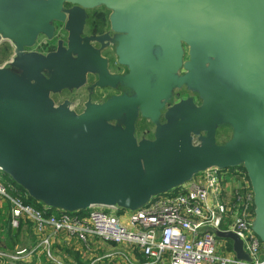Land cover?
I'll list each match as a JSON object with an SVG mask.
<instances>
[{
	"label": "water",
	"instance_id": "water-1",
	"mask_svg": "<svg viewBox=\"0 0 264 264\" xmlns=\"http://www.w3.org/2000/svg\"><path fill=\"white\" fill-rule=\"evenodd\" d=\"M104 8L108 33L92 37L88 14ZM5 42L0 172L28 198L134 212L209 170L242 169L264 250V0H0ZM110 46L122 74L100 56ZM89 77L110 94L55 102L85 94ZM212 232L249 261L234 232Z\"/></svg>",
	"mask_w": 264,
	"mask_h": 264
},
{
	"label": "built area",
	"instance_id": "built-area-1",
	"mask_svg": "<svg viewBox=\"0 0 264 264\" xmlns=\"http://www.w3.org/2000/svg\"><path fill=\"white\" fill-rule=\"evenodd\" d=\"M234 172L240 183L228 201L221 198L220 172L212 169L140 210L92 207L83 214L36 208L26 203L17 186L0 177V200L8 203L10 227L18 229L26 222L36 238L31 250L9 259L36 264L42 254L48 264H77L68 253L77 245L80 259L89 264H264L263 244L251 229L253 195L246 174ZM214 229L239 236L249 261L238 260L232 251L219 253Z\"/></svg>",
	"mask_w": 264,
	"mask_h": 264
},
{
	"label": "rangeland",
	"instance_id": "rangeland-1",
	"mask_svg": "<svg viewBox=\"0 0 264 264\" xmlns=\"http://www.w3.org/2000/svg\"><path fill=\"white\" fill-rule=\"evenodd\" d=\"M98 21V20H97ZM99 22V21H98ZM96 28L98 30H103L104 26L100 24V22L96 25ZM105 31V30H104ZM12 56V52L10 50L8 51H2L0 50V66L10 60ZM73 94H71L72 96ZM55 102L57 104H60L61 101L58 99H55ZM79 103L83 104V101H80ZM144 121L139 120L138 121V130L136 132V137L137 139H140L141 137L147 135L143 134L144 132H139L141 126H145ZM150 131V130H149ZM146 133V132H145ZM230 137V135L227 134H221L217 135L216 143L217 144H222L227 141V139ZM0 177L2 179H6L8 176L2 172H0ZM28 199V197L26 198ZM8 203L5 200H0V213H1V218H0V264H21L19 262L13 261L9 259L10 256H16L17 253L26 250V253L32 249L33 243L35 241V236L32 234L31 230L29 229L28 223L23 222L20 224L18 229H14L15 232H13L12 235H7L5 230L2 228L3 223L8 219ZM7 212V213H4ZM6 217H5V215ZM221 241V240H220ZM231 243L230 241H228ZM42 254H38L37 256V261H40L39 264H41V256ZM70 258L75 261H77V264H89V262L85 259H74L73 254H69ZM43 258V257H42ZM95 264H115V263H108V262H96Z\"/></svg>",
	"mask_w": 264,
	"mask_h": 264
},
{
	"label": "flooded vegetation",
	"instance_id": "flooded-vegetation-1",
	"mask_svg": "<svg viewBox=\"0 0 264 264\" xmlns=\"http://www.w3.org/2000/svg\"><path fill=\"white\" fill-rule=\"evenodd\" d=\"M110 14H111V12L105 8L100 9V10H96L92 13H89L88 14L89 22L87 25V31H88L87 34L91 35L92 37H98V36H102V35L107 34L108 29H109L108 18H109ZM97 20L100 22V24H102L104 26L103 30H98V28H96V25L99 23ZM39 47L41 48V53L50 52V51H53V49H54V47H52L48 43H45L44 40H41V43H39ZM95 47L100 50V46L97 43H96ZM0 50H2V51L10 50L12 52V56H13V48L9 43H6V42L1 43L0 44ZM100 56L107 61V64H108L107 68H108V71L111 75H119V74H122L124 72V69L117 65L116 57H115L113 48L111 46L100 51ZM8 61H10V60H8ZM8 61H6V62H8ZM93 83H94V79H92V77H89L87 79V85L84 88V90H86L85 94H80V93H77L76 91L64 92L59 96L55 95L54 98L58 99L59 101H62V100L68 101L69 104H73L76 107H82L84 103L81 104V103H79L80 101H83V100H86L87 98H89L92 101L97 102V101L105 98L106 96H108L110 94L108 90L93 87ZM71 94H73V95L71 96Z\"/></svg>",
	"mask_w": 264,
	"mask_h": 264
},
{
	"label": "crops",
	"instance_id": "crops-1",
	"mask_svg": "<svg viewBox=\"0 0 264 264\" xmlns=\"http://www.w3.org/2000/svg\"><path fill=\"white\" fill-rule=\"evenodd\" d=\"M235 170L237 169H229V170H224V171H220V178L222 180V186H223V195H222V200L224 201H228L232 198V192L233 190L239 185V180L236 176H235ZM239 170V169H238ZM204 174L202 175H198V176H195L193 179H196V180H200L202 179ZM161 197H164V196H161ZM78 214H82V213H78ZM64 237L62 236L61 237V242H64L65 240H63ZM77 245H72V247L74 248L75 251H71V252H68L69 254H73L74 256V259H80V248L77 247ZM217 250L219 253H222V254H227L229 251H231V243H229L227 240H221L220 239H217ZM36 258V257H35ZM81 260V259H80ZM35 262L36 264H39L40 261H36L35 259ZM41 264H48L42 257H41ZM82 264V262H81Z\"/></svg>",
	"mask_w": 264,
	"mask_h": 264
},
{
	"label": "trees",
	"instance_id": "trees-1",
	"mask_svg": "<svg viewBox=\"0 0 264 264\" xmlns=\"http://www.w3.org/2000/svg\"><path fill=\"white\" fill-rule=\"evenodd\" d=\"M239 170L242 171L243 173H245L242 169H239ZM4 180L13 183V182L9 179V177H7L6 179L4 178ZM13 184H14V183H13ZM20 191H21L22 194L24 193L21 189H20ZM25 201H26V203L31 204V205L35 206L36 208H40V206H39L35 201H33L32 199H30V198L26 199ZM4 213H7V212H4ZM81 213L83 214V213H85V212H81ZM4 215H5V214H4ZM7 215H8V214H7ZM5 217H6V215H5ZM0 218H1V213H0ZM2 228L5 230V232H6L7 235H12L13 232H15V230L12 229V228L10 227V225H9V219H7V220L3 223Z\"/></svg>",
	"mask_w": 264,
	"mask_h": 264
},
{
	"label": "bare ground",
	"instance_id": "bare-ground-1",
	"mask_svg": "<svg viewBox=\"0 0 264 264\" xmlns=\"http://www.w3.org/2000/svg\"><path fill=\"white\" fill-rule=\"evenodd\" d=\"M86 213V212H85Z\"/></svg>",
	"mask_w": 264,
	"mask_h": 264
}]
</instances>
